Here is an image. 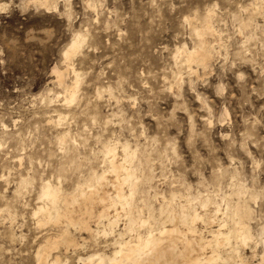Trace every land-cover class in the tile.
Masks as SVG:
<instances>
[{
  "label": "rangeland",
  "instance_id": "1",
  "mask_svg": "<svg viewBox=\"0 0 264 264\" xmlns=\"http://www.w3.org/2000/svg\"><path fill=\"white\" fill-rule=\"evenodd\" d=\"M35 1L47 0H0V264L35 263L44 238L65 226L36 224L42 183L60 178L74 192L79 177L105 169L98 151L111 139L141 150L145 216L158 213L156 194L221 190L238 203L243 184L257 234L264 226V0H51V10ZM210 9L222 37L211 40L210 70L194 65L189 74L173 56L182 44H197L185 20L201 25ZM77 33L86 36L74 60L82 86L67 108L73 75L58 83L54 68L65 70ZM97 89L112 97L100 99ZM73 234L80 244L91 239ZM94 241L60 254L75 264ZM262 251L252 244L242 253L256 264Z\"/></svg>",
  "mask_w": 264,
  "mask_h": 264
},
{
  "label": "bare ground",
  "instance_id": "2",
  "mask_svg": "<svg viewBox=\"0 0 264 264\" xmlns=\"http://www.w3.org/2000/svg\"><path fill=\"white\" fill-rule=\"evenodd\" d=\"M50 1L34 3L51 10ZM53 9H57V5ZM260 11L253 9L250 18L260 14ZM214 14L213 9L208 10L201 25L185 20L192 28L197 44L193 49L187 48L186 44L177 47L173 59L176 66H186L189 74L196 73L194 65L204 72L211 68L215 58V45L211 40L217 41L222 37L213 26ZM85 44V35H74L64 52L65 70L54 68L58 83L63 82L69 74L73 75V89L64 93L66 95L63 97V106L67 108L75 105L79 99L82 76L76 70L74 60L82 53ZM180 82L182 77L175 75L172 83L179 86ZM109 91L97 89L99 98ZM57 118L61 122L67 117L59 113ZM98 154L105 169L102 172L92 170L85 179L79 177L81 180L74 192L65 191L60 178L58 183L52 180L42 183L38 193L40 204L32 215L36 218V224L39 227H60L64 223L65 226L44 238L36 250L34 264H68V260L61 255L63 253L60 254L61 248L67 253L80 248L87 250L91 247L88 244L92 239H95L93 247L96 248L76 256L75 264H250L242 252L252 244L255 248L262 246L263 251L256 264H264V226L254 234L253 210L247 200L245 185L238 186V203L221 190L216 191L215 195L207 191L193 193L189 188L183 196L175 193L169 197L156 194L153 199L159 203V211L154 215L149 207L151 212L145 216L141 207L146 200L139 146L111 139L102 144ZM96 205L103 208L97 211ZM119 209L122 211L119 212ZM206 210L210 213L205 214ZM111 211H114L113 215ZM93 218L97 219V229L91 225ZM73 230H80V234L85 232L91 239L81 237L83 244H80ZM205 234H208V238ZM101 237L104 242L99 241ZM257 257L255 255L253 258Z\"/></svg>",
  "mask_w": 264,
  "mask_h": 264
}]
</instances>
